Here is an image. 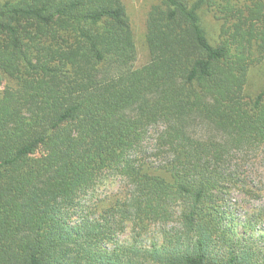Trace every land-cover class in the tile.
<instances>
[{"label":"trees","instance_id":"trees-1","mask_svg":"<svg viewBox=\"0 0 264 264\" xmlns=\"http://www.w3.org/2000/svg\"><path fill=\"white\" fill-rule=\"evenodd\" d=\"M241 4L216 44V0L151 5L138 65L122 0H0V264H264L225 206L264 149V0ZM110 175L123 191L85 212Z\"/></svg>","mask_w":264,"mask_h":264},{"label":"rangeland","instance_id":"rangeland-1","mask_svg":"<svg viewBox=\"0 0 264 264\" xmlns=\"http://www.w3.org/2000/svg\"><path fill=\"white\" fill-rule=\"evenodd\" d=\"M126 6L137 47V64H143L148 60V51L145 42L146 16L151 5L160 0H122ZM244 0H216L217 6L209 9L202 6L199 9L201 25L211 43L219 41V34L224 21L222 8L227 3L240 7ZM6 80L1 78L0 89ZM264 83V61L254 63L250 67L248 90L254 91ZM252 162V163H251ZM250 164L242 170L244 186H232L225 194L226 211L228 219L233 223L234 232L242 238H246L252 247L255 257L264 260V149L257 154ZM124 181L117 176H108L96 187L91 200L85 199L88 207L85 212L94 214L114 201L115 197L123 191ZM96 199L99 200L96 203ZM89 201V202H88ZM95 202V203H94ZM93 203L95 206H93ZM95 215V214H94ZM97 215V213H96ZM259 216L257 221L253 218ZM252 219V220H251ZM135 232L130 224L120 230L116 235L117 241L130 240ZM157 238L156 228L151 226L138 239L144 246Z\"/></svg>","mask_w":264,"mask_h":264}]
</instances>
